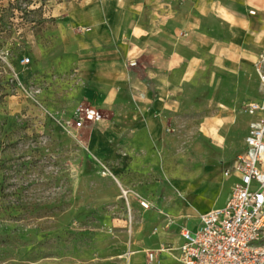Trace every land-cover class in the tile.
<instances>
[{
  "label": "rangeland",
  "instance_id": "374dc122",
  "mask_svg": "<svg viewBox=\"0 0 264 264\" xmlns=\"http://www.w3.org/2000/svg\"><path fill=\"white\" fill-rule=\"evenodd\" d=\"M68 1L0 0V264H128L133 252L176 247L179 216L194 199L186 186L221 176L255 97L249 69L251 92L223 138L202 129L215 108L198 99L160 149L135 150L103 110L104 143L91 144L90 130L72 126L80 108H96L88 99L96 88L66 51L58 7ZM168 258L175 261L146 263Z\"/></svg>",
  "mask_w": 264,
  "mask_h": 264
},
{
  "label": "crops",
  "instance_id": "0c3cea01",
  "mask_svg": "<svg viewBox=\"0 0 264 264\" xmlns=\"http://www.w3.org/2000/svg\"><path fill=\"white\" fill-rule=\"evenodd\" d=\"M58 9L64 10L71 39L66 51L96 88L89 91L91 105L110 113L115 132L128 133V144L141 154L169 144L167 133L178 131L191 100L215 108L201 127L223 138V130L235 122V107L251 92L245 88L246 70L254 72L257 83L246 105L261 99L255 63L264 50V0H70ZM221 75L236 78V85ZM258 119L246 113L239 151L224 162L217 180L186 186L194 199L179 216L177 246L159 243L152 261L173 256L176 262L168 258L160 264H180L181 228L194 231L203 214L225 206L239 181L237 157ZM104 121L82 128L91 131V144L104 143ZM147 259L145 251H136L128 264H147Z\"/></svg>",
  "mask_w": 264,
  "mask_h": 264
},
{
  "label": "built area",
  "instance_id": "2783aa9c",
  "mask_svg": "<svg viewBox=\"0 0 264 264\" xmlns=\"http://www.w3.org/2000/svg\"><path fill=\"white\" fill-rule=\"evenodd\" d=\"M255 72L262 96L246 106V113L259 119L250 125L246 149L237 157L239 181L225 206L203 214L196 230L181 228L180 264H264V50ZM102 118L99 110L82 107L72 126L82 129ZM154 257L148 254L149 260Z\"/></svg>",
  "mask_w": 264,
  "mask_h": 264
},
{
  "label": "trees",
  "instance_id": "16d2710c",
  "mask_svg": "<svg viewBox=\"0 0 264 264\" xmlns=\"http://www.w3.org/2000/svg\"><path fill=\"white\" fill-rule=\"evenodd\" d=\"M11 8H12V4H11ZM16 9L17 10H21L22 13L23 12H25V13H31V12H34L35 11V10H31L30 6H27V7H24V8L21 6V8L17 7Z\"/></svg>",
  "mask_w": 264,
  "mask_h": 264
}]
</instances>
